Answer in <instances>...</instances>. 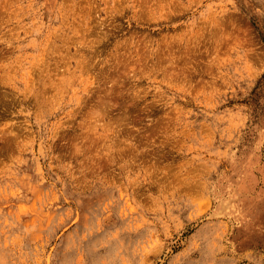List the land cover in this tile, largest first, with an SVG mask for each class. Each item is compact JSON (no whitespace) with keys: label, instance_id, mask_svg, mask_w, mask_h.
<instances>
[{"label":"rangeland","instance_id":"374dc122","mask_svg":"<svg viewBox=\"0 0 264 264\" xmlns=\"http://www.w3.org/2000/svg\"><path fill=\"white\" fill-rule=\"evenodd\" d=\"M0 264H264V0H0Z\"/></svg>","mask_w":264,"mask_h":264}]
</instances>
